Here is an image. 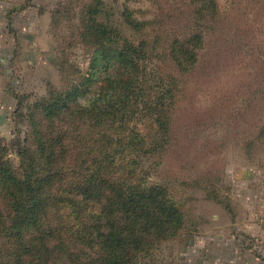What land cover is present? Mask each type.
<instances>
[{"label":"rangeland","instance_id":"374dc122","mask_svg":"<svg viewBox=\"0 0 264 264\" xmlns=\"http://www.w3.org/2000/svg\"><path fill=\"white\" fill-rule=\"evenodd\" d=\"M91 1L43 0L47 12L14 16L16 26L30 21L28 30L7 31L17 39L11 68L19 92L7 98L11 119L0 127V137L14 168L20 166V148L28 144V107L53 89L65 90L91 73L103 79L113 69L111 50L98 53L81 41L86 23L81 11ZM102 2L97 4L104 12L101 20L109 17L144 44L140 79L149 77L154 87H162L178 78L182 86L176 105L172 98L166 105L171 114L166 134L154 121L159 113L142 108L134 119L144 144L133 155L138 163L129 167L147 184L165 188L184 214V225L160 239L141 264H236L249 184L264 179V0ZM122 12L141 26L132 28ZM195 32L204 38L193 50L198 62L192 70L182 69L175 63L183 48L177 39ZM148 91L140 106L151 105L157 94Z\"/></svg>","mask_w":264,"mask_h":264},{"label":"trees","instance_id":"16d2710c","mask_svg":"<svg viewBox=\"0 0 264 264\" xmlns=\"http://www.w3.org/2000/svg\"><path fill=\"white\" fill-rule=\"evenodd\" d=\"M101 3L84 5L80 37L98 53L112 51L110 73L103 79L91 73L28 107V144L19 150V168L6 160L0 137V264H141L160 239L184 225L173 196L129 167L138 163L133 155L144 144L134 119L142 108L159 113L154 121L166 134L171 115L166 105L171 98L176 105L182 86L178 78L162 87H154L149 77L140 79L144 44L109 17L101 20ZM122 13L132 28L141 26L130 12ZM177 41L183 48L175 63L192 70L198 62L193 50L203 35ZM149 88L157 94L151 105L140 106L150 97Z\"/></svg>","mask_w":264,"mask_h":264},{"label":"crops","instance_id":"0c3cea01","mask_svg":"<svg viewBox=\"0 0 264 264\" xmlns=\"http://www.w3.org/2000/svg\"><path fill=\"white\" fill-rule=\"evenodd\" d=\"M47 11L48 7L43 0H0V66L3 68L0 74V80L3 81L0 84V127L8 125L11 119L12 105L7 98L19 92L12 86L14 74L11 68L14 52L11 48L17 39L8 32L26 31L30 28V21L27 20L17 27L14 16L41 14ZM249 186L248 201L245 203L247 214L239 227L243 235L237 239L236 244L240 257L235 261L236 264L241 261H244V264H264V179L260 182L254 181ZM246 254L247 260L244 259Z\"/></svg>","mask_w":264,"mask_h":264}]
</instances>
